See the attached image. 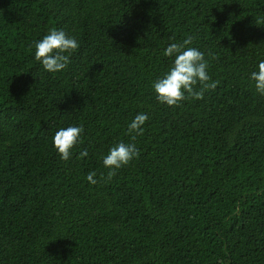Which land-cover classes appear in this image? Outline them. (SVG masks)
I'll list each match as a JSON object with an SVG mask.
<instances>
[{"label": "trees", "instance_id": "trees-1", "mask_svg": "<svg viewBox=\"0 0 264 264\" xmlns=\"http://www.w3.org/2000/svg\"><path fill=\"white\" fill-rule=\"evenodd\" d=\"M50 29L80 45L57 73L35 60ZM188 36L219 84L170 107L153 83ZM261 60L264 0H0V264H264ZM141 112L139 157L101 179Z\"/></svg>", "mask_w": 264, "mask_h": 264}, {"label": "clouds", "instance_id": "clouds-1", "mask_svg": "<svg viewBox=\"0 0 264 264\" xmlns=\"http://www.w3.org/2000/svg\"><path fill=\"white\" fill-rule=\"evenodd\" d=\"M192 42L193 37L188 36L182 43H172L165 49L164 55L173 57L174 60L169 70L153 83L159 103L179 107L186 100L203 99L206 91H214L217 88L219 81L211 80L208 74L209 61L205 59V53L190 47ZM79 47L78 41L63 30L50 29L48 34L35 42V60L40 62L47 72H61L70 63V55L65 53L71 54ZM250 78L254 81L256 91L264 95V60L259 62L258 71L252 72ZM148 120L149 116L141 112L130 122L128 134L133 142L120 141L109 149L102 161L108 171L106 177L101 175V179L111 180L118 169L139 157V149L134 141L137 136L143 135V126ZM83 131V126H68L55 133L53 145L61 160L68 161L72 158V150L82 142L80 138ZM80 156H87V150L81 152ZM96 175V172H90L86 177L87 181L96 185Z\"/></svg>", "mask_w": 264, "mask_h": 264}]
</instances>
